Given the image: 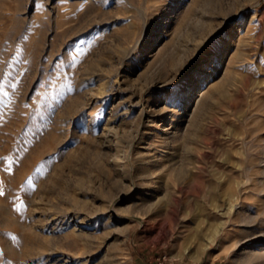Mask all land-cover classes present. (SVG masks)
Masks as SVG:
<instances>
[{
	"label": "rangeland",
	"instance_id": "obj_1",
	"mask_svg": "<svg viewBox=\"0 0 264 264\" xmlns=\"http://www.w3.org/2000/svg\"><path fill=\"white\" fill-rule=\"evenodd\" d=\"M0 158V264H264V0H0Z\"/></svg>",
	"mask_w": 264,
	"mask_h": 264
},
{
	"label": "bare ground",
	"instance_id": "obj_2",
	"mask_svg": "<svg viewBox=\"0 0 264 264\" xmlns=\"http://www.w3.org/2000/svg\"><path fill=\"white\" fill-rule=\"evenodd\" d=\"M211 66H214V64H212ZM200 71H203V72H211V70L209 68H203L201 69ZM188 86H191V84H188ZM186 89V88H185ZM188 89V88H187ZM180 112V111H179ZM173 116V115H171ZM262 245V244H261Z\"/></svg>",
	"mask_w": 264,
	"mask_h": 264
},
{
	"label": "snow or ice",
	"instance_id": "obj_3",
	"mask_svg": "<svg viewBox=\"0 0 264 264\" xmlns=\"http://www.w3.org/2000/svg\"><path fill=\"white\" fill-rule=\"evenodd\" d=\"M54 2V0H53ZM163 103V102H162ZM0 159H7V158H0ZM10 162V161H9ZM0 195H3V192H0Z\"/></svg>",
	"mask_w": 264,
	"mask_h": 264
}]
</instances>
